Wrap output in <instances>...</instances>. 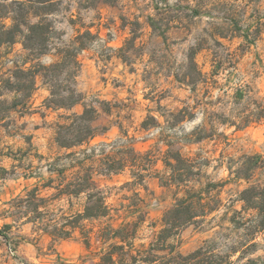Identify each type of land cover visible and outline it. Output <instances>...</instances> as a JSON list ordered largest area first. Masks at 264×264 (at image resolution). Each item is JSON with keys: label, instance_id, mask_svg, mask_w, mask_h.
Returning <instances> with one entry per match:
<instances>
[{"label": "rangeland", "instance_id": "374dc122", "mask_svg": "<svg viewBox=\"0 0 264 264\" xmlns=\"http://www.w3.org/2000/svg\"><path fill=\"white\" fill-rule=\"evenodd\" d=\"M0 4L8 6L9 17L26 15L30 24L42 18L49 29L44 54L24 50L21 41L0 48V85L16 67L36 73L30 108L23 116L34 115L0 130V210L37 181L27 178L35 177L44 165L36 156L58 153L56 125L65 122L59 116L82 112L81 105L47 109L50 88H75L87 102L111 106V113L100 110L95 122L107 131L90 145L129 139L140 153L139 170L94 176L107 204L116 210L115 226L135 208L148 213L133 249H149L164 212L183 195V187L177 191L159 181L166 175L163 161L178 151L193 166L182 171L192 181L188 187L202 190L215 211L182 229L170 241L175 250L186 256L210 242L220 254L239 249L231 253L234 264H264V208L258 216L237 201L238 192L252 186L259 185L264 195V0H50L32 5L0 0ZM4 24L10 27L11 18ZM22 30L26 32L25 27ZM88 31L90 36L80 40L85 48L76 55L77 69L68 64L59 76L43 70L64 60L72 41ZM36 85L48 91L42 108L45 95L36 93ZM60 96L67 93L60 91ZM13 97L6 93L3 99L10 102ZM17 111L11 114L13 119L20 116ZM123 150L117 144L97 148L96 157ZM252 156L263 162L250 166L247 158ZM41 173L47 177L44 169ZM139 175L144 179L141 185ZM246 176L248 181H235ZM82 203L71 201L73 209ZM59 205L70 209L67 202ZM6 223L10 220L0 219V228ZM259 223L260 230L254 233ZM86 229H92L89 246L78 230L73 238L52 244L46 236L33 241L30 225L13 227L7 241L0 237V264H98L103 247L99 223L86 224Z\"/></svg>", "mask_w": 264, "mask_h": 264}, {"label": "trees", "instance_id": "16d2710c", "mask_svg": "<svg viewBox=\"0 0 264 264\" xmlns=\"http://www.w3.org/2000/svg\"><path fill=\"white\" fill-rule=\"evenodd\" d=\"M23 1L32 5L34 3L45 4L50 0ZM13 3L17 6L21 5L17 4L21 2ZM7 8V5L0 4V48L21 41L24 50H39L40 54H44L45 49L43 48L48 41L49 29L48 25L43 23L42 18H39L41 15L34 12L33 15L40 20L36 24H30L25 20L26 15L9 17L10 12ZM7 18L12 20L10 27L4 24ZM22 27L26 28L25 33ZM85 36H90L89 31L72 41L65 52L64 60L43 70L52 71L54 76H59L68 64H73V67L77 69L76 55L78 51L85 48V43L80 41ZM35 75L36 73L32 70L16 67L11 77L0 85V123L3 127L12 123L11 114L18 108L20 110L17 112L20 113V117L28 112L30 99L35 91ZM64 89L61 86L51 87L45 107L52 110H70L81 105L82 112L59 116V119L65 122L56 125L54 144L58 153L48 157L36 156L39 164L44 162V165L37 168V172L34 173L35 177L30 175L27 178H35L37 181L31 188H25L20 194L2 204L0 219H9L10 223L0 228V237L7 241V232L13 227L30 225L32 234L35 235L33 239L35 242L36 237L39 236L48 237L52 244L66 241L73 238L78 230L84 245L89 246L92 229H86V224L98 222V241L103 246L98 264H234L231 260V253H237L239 250L237 248H233L228 254H220L210 242H206L197 250L183 256L170 243L178 237L182 229L194 224L198 218L215 211L205 201L202 190L196 191L188 187L192 181L182 171L192 169L193 166L190 160L182 158L178 151L171 153V156L163 161L166 175H162L159 181L163 186H176L177 191L183 187V195L169 210L164 212L160 223L161 229L157 234H153L154 239L149 249L147 251L133 249L137 232L147 220L148 213L135 208L130 210L115 226L112 213L116 210L107 204L106 194L95 183L94 176L100 172L116 174L126 168L139 170L140 153L134 150L129 139H123L118 143L91 146L90 143L98 135L107 131L106 127H97L95 122L100 115V110L106 114L111 113L110 103L96 100L87 102L75 88ZM60 91L66 92L67 96H60ZM6 93L14 94L10 102L3 99ZM142 128H147L145 122L142 123ZM116 144L124 149L119 152L120 154L96 157L97 148H113ZM61 151L64 153L61 154ZM100 152L103 154L102 150ZM247 160L250 166H254L261 160V157L252 156ZM150 165L154 168L155 162H151ZM42 169L45 170L47 177L41 173ZM240 180L248 181L249 178L246 176L235 179V181ZM137 182L138 185L144 182L142 175H139ZM133 197L138 203H142L138 193H134ZM237 198L238 202L244 204V208L248 207L260 216L264 208L262 205L264 195L260 193L259 185L239 191ZM73 199H81L83 203L77 209H73L71 204ZM61 202H67L70 209L64 210L59 205ZM128 218L130 219L127 220ZM254 228V233L259 232L260 223ZM249 246L254 247L255 245L253 243ZM158 252L163 254L159 256Z\"/></svg>", "mask_w": 264, "mask_h": 264}, {"label": "crops", "instance_id": "0c3cea01", "mask_svg": "<svg viewBox=\"0 0 264 264\" xmlns=\"http://www.w3.org/2000/svg\"><path fill=\"white\" fill-rule=\"evenodd\" d=\"M7 58H10L9 56H7ZM39 88V85H36V93H38L39 91H42V94H44L45 95V97H43V98H41V100H40V102H41V104H39L40 106L39 107H41L42 108V102H44L43 100H45L47 97L46 96H48V91L46 90V89H44L43 87H41L40 89H38ZM37 95V94H36ZM45 98V99H44ZM33 106V108H35L37 105H32ZM39 107H37V108H39ZM13 114H16V112H13ZM34 114H32V115H26V116H23V117H20V116H18V117H14V119L12 118V116H11V118H12V125L16 122V120L17 119H19L20 121H22V122H24V120H26V122H27V120L29 119H27V117H32ZM30 120V119H29ZM3 128V125H2V123H0V130Z\"/></svg>", "mask_w": 264, "mask_h": 264}]
</instances>
